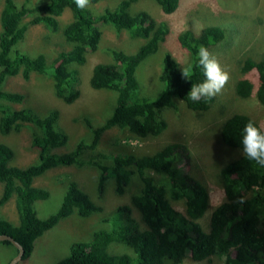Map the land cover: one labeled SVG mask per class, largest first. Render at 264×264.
Masks as SVG:
<instances>
[{"label":"trees","instance_id":"obj_1","mask_svg":"<svg viewBox=\"0 0 264 264\" xmlns=\"http://www.w3.org/2000/svg\"><path fill=\"white\" fill-rule=\"evenodd\" d=\"M134 1L137 0H119L114 8L93 14L89 7L77 8L74 0H40L34 4L28 0L20 4L0 0V133L27 125L30 146L36 152L30 164L13 165L12 150L0 142V204L13 196L17 217L16 224L0 218V234L9 235L22 247L23 259L30 254L34 239L58 219L73 211L79 215L99 212L100 206L71 180L67 181L54 212L41 218L34 208L35 201L49 196L47 189L33 185L34 177L57 166L90 164L98 169L97 191L111 181L115 191L121 193L133 177L139 180V186L129 197L131 206L116 205L103 217L108 229L96 230L90 239L71 243L68 254L53 264H181L185 256L193 261L227 256L226 261L222 259L223 264H264V166L241 152L243 128L247 122L254 121L247 114L234 112L219 125L220 140L237 149L239 155L218 172L223 199L210 211L206 229L198 219L206 209L208 193L185 169L188 149L183 143L168 142L141 155L96 153L94 159L100 158H86L87 149H93L101 132L113 125L138 137L160 133L166 122L157 113L173 105L172 97L198 112L206 109L211 100L193 102L188 93L192 84L204 79L202 69L196 66L198 48L203 45L209 50L222 40L225 31L221 25L202 26L196 33L190 27L179 31L175 39L187 54L186 66L194 65L193 75L190 80L184 79L182 68L169 53H164L157 75L161 88L146 94L140 89L135 69L157 49L168 29L165 22H155L145 10L129 12ZM154 1L163 13L172 12L178 4V0ZM64 9L70 11L71 20L60 28L58 16ZM98 22L107 23L116 31L124 30L143 42L132 52L110 49L111 61L92 65L89 86L114 93L113 117L92 128L89 143L78 141L72 149L63 151L60 148L65 145L67 134L55 126L58 111L48 109L40 114L29 106L14 108L12 104L19 103L23 94L3 90L2 86L13 75L22 78L33 72L47 75L54 94L64 103H72L79 95L78 78L72 66L81 64L86 53L97 48L101 37ZM40 23L48 31L60 28L69 44L68 49H59L49 61L41 53L29 55L17 48L28 25ZM251 70L256 73V84L239 78L234 83V93L245 99L253 91L256 100L264 106V49L257 60L246 57L242 61L240 72ZM149 171L161 175L159 181ZM171 201H181L183 210ZM112 243L121 245L122 250L109 251L108 245Z\"/></svg>","mask_w":264,"mask_h":264},{"label":"rangeland","instance_id":"obj_2","mask_svg":"<svg viewBox=\"0 0 264 264\" xmlns=\"http://www.w3.org/2000/svg\"><path fill=\"white\" fill-rule=\"evenodd\" d=\"M14 1L20 4L23 0ZM38 1L40 0H28L29 4ZM118 1L89 0L87 7L95 14L104 8H114ZM137 10H145L155 22H165L168 29L157 49L144 57L135 69L134 74L143 93H151L159 86L161 88L157 75L164 53H169L180 68L186 66L187 54L177 44L175 36L189 27L191 32L196 33L202 26L221 25L225 36L214 46H210L209 51L229 72L230 80L223 91L210 100L207 108L199 112L188 109L181 99L172 97L173 105L163 107L157 113L159 118L166 122V127L155 136L138 137L116 125L105 129L99 135L94 148L87 149L86 158L93 156L94 159L96 153L107 155L130 152L141 155L153 152L168 142L183 143L188 149L185 169L205 186L208 193L206 209L198 219L206 229L210 211L223 199L218 172L239 155L237 149L225 145L220 140V123L230 114L242 112L250 116L264 131V106L256 100L253 91L245 99L234 93V83L239 78H247L253 85L256 84L255 71L241 73L240 66L246 57L257 60L264 49V0H178L176 8L170 13H163L154 0H137L131 3L129 12ZM70 20V11L64 9L58 16L59 27ZM96 25L101 31L97 48L86 53L81 64L72 66L78 78L79 89V95L72 103L66 104L54 94L51 78L47 75L34 72L28 78L13 75L7 77L2 86L3 90L23 94L19 103L12 104L14 108L29 106L40 114L48 109L58 111L55 126L67 134V141L60 148L63 151L72 149L78 141L89 143L92 140V128L113 117L114 93L89 86L88 78L92 65L111 61L110 49L132 52L143 42L141 38L130 37L124 30H114L107 23L98 22ZM60 28L52 32L41 23L28 25L17 48L29 55L41 53L49 61L59 49H68L69 44L64 40ZM49 69L50 64L47 63L46 70ZM0 142L12 150L10 161L13 165L26 166L36 158V152L30 146V130L25 124L18 130L0 133ZM98 158L100 157L95 156V159ZM149 174L154 180L159 181L161 178V175L153 171H149ZM97 176V167L86 164L81 167L66 165L49 168L33 178V185L43 187L49 192L48 198L34 202L38 217L43 218L56 210L68 180L74 181L86 192L91 200L100 206V211L89 215H79L73 211L58 219L53 226L42 231L34 239L30 254L16 264H53L68 254L71 243L90 239L96 230L108 229L102 220L103 217L116 205H130L129 197L138 188L139 180L133 177L123 192L118 193L111 181H107L103 189L97 191ZM170 203L183 210L181 201ZM132 213L137 215L134 209ZM14 215V197L11 196L0 204V218L13 222ZM108 248L112 252L122 250V246L116 243L109 244ZM15 252L13 245L0 243V264L6 263ZM188 257L185 256L181 264H223V260L217 257L201 261H193Z\"/></svg>","mask_w":264,"mask_h":264},{"label":"clouds","instance_id":"obj_3","mask_svg":"<svg viewBox=\"0 0 264 264\" xmlns=\"http://www.w3.org/2000/svg\"><path fill=\"white\" fill-rule=\"evenodd\" d=\"M74 2L79 9H84L89 4V0H74ZM196 66L202 69L204 79L200 83L192 84L188 93L189 98L193 102H198L201 99H212L220 94L230 80L229 72L221 66L217 57L203 45L198 48ZM193 68L192 64L182 68V77L190 80ZM241 152L248 159L264 166V132L260 131L254 121L247 122L243 128ZM222 259L226 261L227 256Z\"/></svg>","mask_w":264,"mask_h":264},{"label":"water","instance_id":"obj_4","mask_svg":"<svg viewBox=\"0 0 264 264\" xmlns=\"http://www.w3.org/2000/svg\"><path fill=\"white\" fill-rule=\"evenodd\" d=\"M0 241H8L16 249L15 254L5 264H16L22 258V247L12 237L4 233L0 234Z\"/></svg>","mask_w":264,"mask_h":264},{"label":"crops","instance_id":"obj_5","mask_svg":"<svg viewBox=\"0 0 264 264\" xmlns=\"http://www.w3.org/2000/svg\"><path fill=\"white\" fill-rule=\"evenodd\" d=\"M82 190V189H81ZM83 191V190H82ZM84 192V191H83ZM88 195V194H87ZM7 220V219H6ZM9 221V220H8ZM14 221H17V217H16V215H14V220H13V222H11V221H9V222H11V223H13V224H16V223H14Z\"/></svg>","mask_w":264,"mask_h":264}]
</instances>
